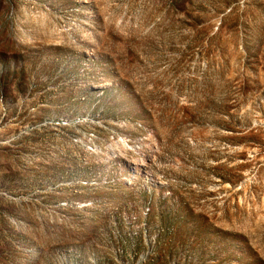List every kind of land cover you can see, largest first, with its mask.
I'll list each match as a JSON object with an SVG mask.
<instances>
[{
	"label": "rangeland",
	"instance_id": "1",
	"mask_svg": "<svg viewBox=\"0 0 264 264\" xmlns=\"http://www.w3.org/2000/svg\"><path fill=\"white\" fill-rule=\"evenodd\" d=\"M0 264H264V0H0Z\"/></svg>",
	"mask_w": 264,
	"mask_h": 264
}]
</instances>
